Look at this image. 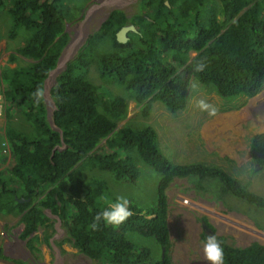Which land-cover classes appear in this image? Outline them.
<instances>
[{"label":"trees","instance_id":"1","mask_svg":"<svg viewBox=\"0 0 264 264\" xmlns=\"http://www.w3.org/2000/svg\"><path fill=\"white\" fill-rule=\"evenodd\" d=\"M81 11L74 0H0V15L10 23L7 37L24 38L8 57L15 66L0 70L7 122L0 144L7 143L11 160V166H5L0 148V218H18L19 238L28 250L39 252V241L50 246L47 232L59 222L66 241L96 264H171L165 191L175 180L187 179L197 192L205 191L204 182L216 181L222 195L264 213V196L221 167L170 161L159 150L151 126L117 129L126 117L127 100L93 84L86 73L94 63L101 82L128 92L144 118L153 103L171 115L184 110L190 77L211 88L226 104L224 111H230L235 101L252 98L264 87V0H141L133 19L112 11L56 76L49 90L54 105L49 119L46 101L37 105L31 94L45 89L68 45L66 26ZM126 25L136 32H129L127 42L120 44L115 34ZM103 37L111 40L109 52L96 49L95 42ZM199 61L206 64L202 72L194 70ZM15 114L29 124V131L11 124ZM132 152L159 176L154 204H130L133 215L123 224L101 222L99 230H91L95 215L108 206L102 201L107 186L101 179L85 177L84 170L107 172L117 183H135L139 172ZM249 155L252 173L262 172L264 131L250 138ZM200 221L209 231L203 228V241L215 229L206 218ZM129 235L152 240L164 252L155 259ZM217 238L225 264H264V244L234 247Z\"/></svg>","mask_w":264,"mask_h":264},{"label":"rangeland","instance_id":"2","mask_svg":"<svg viewBox=\"0 0 264 264\" xmlns=\"http://www.w3.org/2000/svg\"><path fill=\"white\" fill-rule=\"evenodd\" d=\"M116 1L115 6L103 8L98 14L93 10L104 0H74L82 7V11L75 21L66 26L69 42L67 56L64 57L66 56L67 62L74 58L86 39L99 30L110 9H121L128 19H133L139 12L141 0ZM9 27L8 17L5 14L0 15V70L6 66L10 68L15 66L8 62V57L22 45L24 39L21 31L16 39H9L7 37ZM95 43L98 52L112 50L111 40L106 37ZM86 71L90 82L101 85L109 92L127 100L126 117L117 123V129L123 125L137 129L151 126L157 133L159 150L161 149L160 151L173 163L204 162L221 167L240 182H248L250 191L264 196V170L252 173L249 155L250 138L264 130V120L256 119L258 112L264 113V87L254 97L237 100L234 109L224 111L226 104L220 97L211 88L190 77L187 105L184 110L171 115L161 104L153 103L149 116L144 118L140 116V108L131 101L128 92L117 85L101 82L94 63ZM54 79L55 76L46 83L48 90L46 103L50 113L54 108L49 90L54 85ZM192 83L198 85L195 91L190 88ZM202 98L216 105L218 114L215 117H209L207 113L195 107V101ZM10 122L25 132L30 129L21 115H13ZM6 123L5 117L1 115L0 136L3 135ZM102 145L103 142L98 147ZM132 153L139 172L135 183H117L107 172L97 169L84 170L85 177L105 181L107 191L102 199L104 203H109L117 196H124L128 198L130 204L138 208H147L154 204L159 176L145 165L135 152ZM2 154L5 156V166H9L10 156L3 152ZM203 187L205 191L197 192L187 179H182L172 182L165 191L170 242L168 256L171 264H210L204 258L201 245L202 217L215 229V234L224 237L231 246L246 247L254 242L264 244V213L261 210L233 196L222 195L220 185L216 181L204 182ZM53 228V231L47 232L51 235L50 246L39 241L40 244L37 245L39 252H34L28 250L26 241L19 238L22 225L18 223V218L12 216L0 218V264H96L66 241V231L59 222H56ZM41 233L42 231L39 235ZM128 237L140 246L148 247L155 259L161 255L162 250L152 240L136 235Z\"/></svg>","mask_w":264,"mask_h":264},{"label":"clouds","instance_id":"3","mask_svg":"<svg viewBox=\"0 0 264 264\" xmlns=\"http://www.w3.org/2000/svg\"><path fill=\"white\" fill-rule=\"evenodd\" d=\"M206 64L203 61L196 63L194 70L197 72L204 71ZM198 85L192 83L190 88L192 91L197 89ZM33 102L39 105L46 101V90L43 87L37 88L31 94ZM195 107L201 112H205L209 117H215L218 114V108L215 104L209 103L206 99H198L195 101ZM257 120H264V113H257ZM133 215L130 210V201L124 196H117L114 200L109 201L108 206L98 212L93 218V222L89 228L93 231L99 230L100 223L103 222L105 226L118 227L123 224L129 217ZM204 258L210 264H225L224 249L221 241L218 240L215 234L208 235L205 240L201 242Z\"/></svg>","mask_w":264,"mask_h":264},{"label":"water","instance_id":"4","mask_svg":"<svg viewBox=\"0 0 264 264\" xmlns=\"http://www.w3.org/2000/svg\"><path fill=\"white\" fill-rule=\"evenodd\" d=\"M167 5V4H166ZM109 16V14H107L106 16V19L107 17ZM128 32H136L135 28L132 26V25H127V26H123L116 34H115V38H116V41L120 44H124L127 42L128 38H127V33ZM67 51H68V46L64 49V51L62 52L59 60H58V63H57V66L56 68L50 73L49 77L47 78V80L45 81V90L46 92H48V90L46 89V83L53 77L56 76L62 71L64 70L65 66H66V62H67V59H66V56H67ZM64 55H66L64 57ZM64 57V58H63ZM53 83H55V79L53 81ZM52 102V101H51ZM53 104V103H52ZM54 106V105H53ZM54 108V107H53ZM51 114L52 112L48 113V118L50 119L51 118ZM52 122V121H51ZM22 202V200H21ZM204 230H206L207 232L208 229L204 226L203 227ZM164 252V249L162 250V253Z\"/></svg>","mask_w":264,"mask_h":264},{"label":"flooded vegetation","instance_id":"5","mask_svg":"<svg viewBox=\"0 0 264 264\" xmlns=\"http://www.w3.org/2000/svg\"><path fill=\"white\" fill-rule=\"evenodd\" d=\"M115 4H117L116 0H104V2L101 5H98L95 7V9L93 10L94 13H98L100 14V11H102L103 8H109L111 6H115ZM165 4H168L167 2H165ZM117 10H121V9H117ZM110 12L108 14H110L112 11L114 10H109ZM107 16V15H106ZM108 18V17H107ZM106 20V18H105ZM127 26V25H126ZM129 33V32H128ZM128 38V37H127ZM204 227V225H203Z\"/></svg>","mask_w":264,"mask_h":264},{"label":"built area","instance_id":"6","mask_svg":"<svg viewBox=\"0 0 264 264\" xmlns=\"http://www.w3.org/2000/svg\"><path fill=\"white\" fill-rule=\"evenodd\" d=\"M3 109H4V103H3L2 96L0 95V117L1 115H3ZM1 149L3 153H6L7 155H9V149H8L6 142L1 143Z\"/></svg>","mask_w":264,"mask_h":264},{"label":"crops","instance_id":"7","mask_svg":"<svg viewBox=\"0 0 264 264\" xmlns=\"http://www.w3.org/2000/svg\"><path fill=\"white\" fill-rule=\"evenodd\" d=\"M263 131H264V130H263ZM263 131H262V132H263ZM262 132H261V133H262ZM9 156H10V155H9ZM25 243H26V242H25Z\"/></svg>","mask_w":264,"mask_h":264}]
</instances>
